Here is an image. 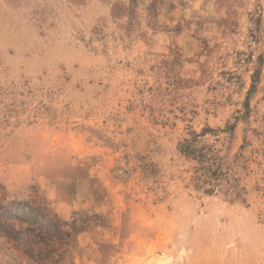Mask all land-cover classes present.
I'll return each instance as SVG.
<instances>
[{
    "label": "rangeland",
    "instance_id": "rangeland-1",
    "mask_svg": "<svg viewBox=\"0 0 264 264\" xmlns=\"http://www.w3.org/2000/svg\"><path fill=\"white\" fill-rule=\"evenodd\" d=\"M36 193L85 225L57 264H264V0H0V195Z\"/></svg>",
    "mask_w": 264,
    "mask_h": 264
},
{
    "label": "trees",
    "instance_id": "trees-1",
    "mask_svg": "<svg viewBox=\"0 0 264 264\" xmlns=\"http://www.w3.org/2000/svg\"><path fill=\"white\" fill-rule=\"evenodd\" d=\"M202 135L193 131V138L178 143V151L192 163L195 186L213 194L227 172L217 148L198 145ZM84 227L75 219L70 222L61 218L40 193L27 200H9L6 195H0V233L37 264H57L63 260L75 234Z\"/></svg>",
    "mask_w": 264,
    "mask_h": 264
},
{
    "label": "crops",
    "instance_id": "crops-1",
    "mask_svg": "<svg viewBox=\"0 0 264 264\" xmlns=\"http://www.w3.org/2000/svg\"><path fill=\"white\" fill-rule=\"evenodd\" d=\"M59 264H63V263H59Z\"/></svg>",
    "mask_w": 264,
    "mask_h": 264
}]
</instances>
